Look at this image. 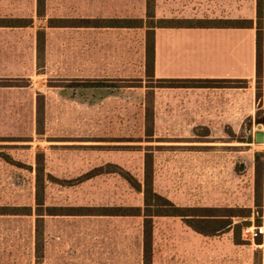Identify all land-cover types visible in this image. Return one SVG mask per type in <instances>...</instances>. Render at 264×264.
I'll list each match as a JSON object with an SVG mask.
<instances>
[{
	"label": "rangeland",
	"instance_id": "rangeland-1",
	"mask_svg": "<svg viewBox=\"0 0 264 264\" xmlns=\"http://www.w3.org/2000/svg\"><path fill=\"white\" fill-rule=\"evenodd\" d=\"M145 2L48 0L47 15L145 18ZM156 2L159 18L236 16L253 17L256 23L257 0ZM0 16L35 20L33 29L18 31L17 54L14 49L12 55L0 53V63L11 59L14 66L17 62V81L28 85L0 88V151L32 167L37 154L43 153L46 170L62 179L73 180L113 163L141 180L145 149H150L158 193L178 206L245 209L250 216L236 217L234 223H243V230L264 227V141L255 140L257 132H264V124L243 120L225 126L211 121L209 129L201 130L191 128L189 121L168 120L155 126L148 138L145 86L158 83L146 78L144 30H51L46 66L39 69L32 43L45 22L37 18L36 0H0ZM77 78L129 80L132 86L142 79L143 84L120 89L65 88ZM39 95L45 101L43 133L36 124ZM34 186L31 169L0 160V207L35 208ZM45 201L53 207L140 206L143 202L142 194L114 174L77 185L48 184ZM243 230L236 244L233 231L204 236L180 218H158L152 264H264V234L251 240ZM45 239V254L39 261L34 251L35 217L0 215V264H145L140 217H48Z\"/></svg>",
	"mask_w": 264,
	"mask_h": 264
},
{
	"label": "trees",
	"instance_id": "trees-1",
	"mask_svg": "<svg viewBox=\"0 0 264 264\" xmlns=\"http://www.w3.org/2000/svg\"><path fill=\"white\" fill-rule=\"evenodd\" d=\"M156 0H146L145 18L127 19H50V27H116V28H145V74L148 80L154 79L155 62V30L157 28H252L256 27L257 33V67L256 88L257 98L262 97L263 85V47H264V0H257L256 23L252 19H207V18H156ZM46 0H36V14L38 18L45 16ZM33 19L7 20L0 19V26L30 27ZM36 64L43 69L46 64L45 44L46 35L43 29L37 31L36 38ZM155 86L147 88L145 97V124L148 126L146 135L148 138L154 133V89L156 87H205L224 86L231 84L226 80H190L170 79L154 81ZM18 84V87H27V84ZM131 81L116 79H74L65 88L75 89H100V88H131L141 87L142 79L138 86L130 85ZM36 108V124L39 133L44 132L45 101L39 95ZM41 99V100H40ZM261 108V106H260ZM257 113L255 123L264 124V113L260 109ZM259 114V115H258ZM252 124V121H250ZM143 178L140 180L129 170L108 163L94 168L84 175L73 180L59 179L46 171L43 153L36 156L35 167L25 165L13 159L11 155L0 151V159L17 167L31 169L35 173V208L28 206L0 207V215H19L35 217V256L37 260L44 257V218L45 216H108V217H140L143 225V258L145 264H152L153 259V233L155 220L158 218H180L193 231L204 236H217L230 231L234 232L236 244H240V236L244 228L243 223H234V218L244 219L250 216V211L241 208H218V207H184L178 206L169 198L158 193L155 189V165L154 156L150 149H145ZM115 174L121 177L131 189L142 194V205L140 206H96V207H53L46 205L45 190L48 183L62 185H77L93 177ZM257 181L261 178V170L257 169ZM258 198L260 196L259 184L256 187Z\"/></svg>",
	"mask_w": 264,
	"mask_h": 264
},
{
	"label": "crops",
	"instance_id": "crops-1",
	"mask_svg": "<svg viewBox=\"0 0 264 264\" xmlns=\"http://www.w3.org/2000/svg\"><path fill=\"white\" fill-rule=\"evenodd\" d=\"M47 1L48 0H46L45 16L41 19L37 17L38 19L45 22V26H40L39 28H37L36 34L34 36V40L32 43V51L35 55V60H36V44H37L36 38H37V31L39 29H43L46 35V44H45L46 60H47V52H48V44H49L48 32L51 30L76 29V30H106V31L124 32V31H130L132 29H142L145 32L144 41H143V54H144V64H145V37H146L145 28H116V27L61 28V27H50L48 25V21L50 19H60V18L98 20V19H127L131 17H103V18L48 17ZM155 13H156V6H155ZM156 18L159 19V17L157 16ZM0 19H7V20L33 19V25L30 27L20 28V27H12V26L11 27L0 26V53L2 54L6 53L12 55V51L14 49L15 54H17L18 31L20 29H33L35 25V20L33 17L26 18V17H13V16H0ZM185 19H192V18H185ZM207 19H240V18L233 16V17H221V18L208 17ZM251 19L253 20V17ZM263 33H264V20H263ZM256 41H257V33L255 26L252 28H157L155 30V62H154V79L156 81L170 80V79H190V80H210V81L226 80V81H231L232 83L224 86H205V87H189V88L156 87L154 89V112H155L154 125L163 126L164 122L168 120L171 121L179 120V121H189L190 126H192L191 128L206 130L209 129V125H210L209 122L211 121H222L225 123V126L232 125L233 121L236 123V121L248 120V121H252V123H255L258 110L261 109L264 113V47H263L262 97L258 99L257 88H256V67H257ZM18 71L19 69L17 67V62H15L13 66V62L11 59L1 61L0 88H19L17 84ZM77 79H111V78H77ZM13 80H15L16 82L13 83ZM116 80H120V79H116ZM7 81H9V83H5ZM260 104H261V108L259 107ZM199 121H206V122H199ZM179 128L181 129L182 127ZM182 129L185 128L183 127ZM178 134H182V132H178ZM45 197H46V190H45ZM48 217H60V216H45L44 218V254L46 247V239H45L46 219ZM67 217H75V216H67ZM88 217H108V216H88Z\"/></svg>",
	"mask_w": 264,
	"mask_h": 264
},
{
	"label": "built area",
	"instance_id": "built-area-1",
	"mask_svg": "<svg viewBox=\"0 0 264 264\" xmlns=\"http://www.w3.org/2000/svg\"><path fill=\"white\" fill-rule=\"evenodd\" d=\"M264 234V227L263 226H253L248 227L243 230V235L249 237L251 240H255L257 237H260Z\"/></svg>",
	"mask_w": 264,
	"mask_h": 264
},
{
	"label": "water",
	"instance_id": "water-1",
	"mask_svg": "<svg viewBox=\"0 0 264 264\" xmlns=\"http://www.w3.org/2000/svg\"><path fill=\"white\" fill-rule=\"evenodd\" d=\"M255 140L257 143H262L264 141V132L263 131L257 132L255 135Z\"/></svg>",
	"mask_w": 264,
	"mask_h": 264
}]
</instances>
